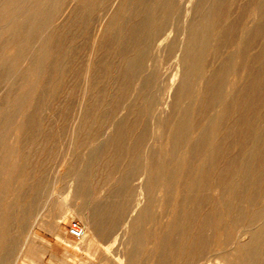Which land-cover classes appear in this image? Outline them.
<instances>
[{
	"label": "rangeland",
	"instance_id": "obj_1",
	"mask_svg": "<svg viewBox=\"0 0 264 264\" xmlns=\"http://www.w3.org/2000/svg\"><path fill=\"white\" fill-rule=\"evenodd\" d=\"M40 1L24 0L0 14V264H156L157 243L173 239L175 214L198 216L197 228L204 212L215 220L205 231L211 244L192 264H264V182L257 180L264 176V71L258 69L264 67V0H52L48 9L56 12L41 28L35 23L41 14L29 9ZM221 11L227 14L217 23ZM204 34L209 40L202 46ZM221 37L228 43L220 44ZM213 80H222L218 100L204 109L202 92ZM183 114L190 129L181 137ZM238 117L243 125L235 133ZM234 133L242 143L252 134L256 143L250 136L248 146L240 144ZM200 137L207 141L196 154ZM217 144L228 151L215 150ZM226 160L233 161L232 174ZM205 174L214 177L212 185L203 184ZM252 188L257 196L248 203ZM101 207L121 209L106 238L88 221ZM73 220L85 240L69 235ZM182 232L174 246L190 248L198 232ZM169 256L167 263L179 264Z\"/></svg>",
	"mask_w": 264,
	"mask_h": 264
},
{
	"label": "bare ground",
	"instance_id": "obj_2",
	"mask_svg": "<svg viewBox=\"0 0 264 264\" xmlns=\"http://www.w3.org/2000/svg\"><path fill=\"white\" fill-rule=\"evenodd\" d=\"M35 1V0H34ZM51 1L52 0H41L40 2H38L37 3V5L36 6H34V7H32V8H29L30 10L32 9V11L33 10H35L36 11V13L38 12L39 13V15H40V18H37V20H35V23L36 22H38L39 24H40V28H41V26H42V23L44 22V21H46V19H51L52 17H50V16H52L53 15V13H55L56 12V10L54 11H51V10H49L48 8L49 7H51L52 5H50L49 6V4L51 3ZM54 1V0H53ZM57 1H59V0H57ZM63 1V0H62ZM93 1V0H92ZM171 1V0H170ZM24 2V0H4V2H3V4L0 6V14L2 15V14H5V13H10V12H13L14 11V8H16L17 7V4H20V3H23ZM61 2V1H60ZM81 2V1H80ZM53 3V2H52ZM62 4V3H61ZM167 4V3H166ZM260 4V3H259ZM64 5V4H63ZM122 5V4H121ZM23 6V5H22ZM164 6V5H163ZM169 6V5H168ZM58 8V7H57ZM166 8V7H165ZM260 8V7H259ZM53 9V8H52ZM261 9V8H260ZM28 11V10H27ZM68 11V10H67ZM86 12V11H85ZM88 13V12H87ZM173 13V12H172ZM226 13V12H225ZM225 13H224V11H221V12H219L218 13V15H217V17H216V19L215 20H217V23H219V21H221V19H222V17L225 15ZM227 14V13H226ZM261 14V13H260ZM38 15V16H39ZM55 16V15H54ZM164 17V16H163ZM225 17V16H224ZM261 17V16H260ZM49 19V20H50ZM258 19V18H257ZM31 20V19H30ZM48 20V21H49ZM100 20V19H99ZM222 20H224V18L222 19ZM227 20V19H226ZM26 21V20H25ZM28 21H29V18H28ZM27 21V22H28ZM67 21V20H66ZM32 22V21H31ZM230 22V21H229ZM34 23V24H35ZM45 23V22H44ZM47 23V22H46ZM45 23V24H46ZM216 23V24H217ZM234 24V22H232L231 21V24ZM38 24V25H39ZM48 24V23H47ZM46 24V25H47ZM57 24V23H56ZM260 24V23H259ZM44 26V25H43ZM231 26V25H230ZM145 27V26H144ZM161 27V26H160ZM159 27V28H160ZM223 27V26H222ZM232 27H235V24L234 25H232ZM236 28V27H235ZM260 28V27H259ZM258 28V29H259ZM43 29V28H42ZM45 29V28H44ZM57 29V28H56ZM107 29V28H106ZM162 29V28H161ZM231 29V28H230ZM257 29V28H256ZM263 29V28H262ZM261 28L259 29V30H262ZM219 30V29H218ZM228 30V29H227ZM232 30L234 31V29L232 28ZM264 30V29H263ZM138 31V30H137ZM145 31V30H144ZM220 31V30H219ZM223 31H225V30H223ZM222 31V32H223ZM232 31V32H233ZM140 32H142V31H140ZM221 32V33H222ZM228 32H231V31H229L228 30ZM227 32V33H228ZM258 32V31H257ZM263 32L264 31H261V33L263 34ZM226 34V33H225ZM224 34V35H225ZM233 34H234V32H233ZM208 35V34H207ZM207 35L206 34H204V37L202 38V41H201V44H202V46H205V44L208 42V40H209V37H207ZM220 35V34H219ZM259 35H261L260 33H259ZM255 36V38H256V36H257V38H258V35H254ZM253 36V37H254ZM263 36H264V34H263ZM262 36V37H263ZM222 37H223V35H222ZM221 37V43L220 44H224L226 41H227V38H229V40H230V38L231 37H227V38H225L226 39V41H222V38ZM260 37V36H259ZM146 38V37H145ZM144 38V39H145ZM236 38V37H235ZM225 39H223V40H225ZM233 39V38H232ZM231 39V40H232ZM253 40V39H252ZM248 42V41H247ZM19 43V42H18ZM55 43V42H54ZM226 43H228V41L226 42ZM229 43H230V41H229ZM56 44V43H55ZM125 44V43H124ZM21 45V44H20ZM245 45V44H244ZM249 45V44H248ZM22 46V45H21ZM121 46V45H120ZM246 46V45H245ZM249 47V46H248ZM205 48V47H204ZM227 48V47H226ZM230 50V49H229ZM262 50H263V48H262ZM13 51V50H12ZM5 52V51H4ZM8 52V51H7ZM139 52V51H138ZM143 52V51H142ZM224 52V51H223ZM241 53H243V52H241ZM20 54V53H19ZM134 54V53H133ZM5 55V54H4ZM10 55V54H9ZM138 56H139V53H138ZM17 58V57H16ZM219 58H220V55H219ZM74 59V58H73ZM240 59V58H239ZM139 60H140V58H139ZM198 61V60H197ZM225 61V60H224ZM223 61V62H224ZM196 63V62H195ZM257 63V62H256ZM193 64L194 63H192V67H193ZM191 65V64H190ZM189 65V66H190ZM195 65H197L198 66V64H195ZM221 65V64H220ZM257 65V64H256ZM196 66V67H197ZM138 67V66H137ZM200 67V66H199ZM24 68V67H23ZM88 68V67H87ZM133 68H135V67H133ZM195 68V67H194ZM198 68V67H197ZM37 69H39V68H37ZM199 70H200V68H198ZM259 70L260 69H263L262 71H264V67L263 68H258ZM37 71V70H36ZM200 72V71H199ZM256 72V71H255ZM254 72V73H255ZM260 72H261V70H260ZM259 71L257 72V73H260ZM42 73V72H41ZM196 73V72H195ZM198 73V72H197ZM249 73V72H248ZM263 73V72H262ZM124 74V73H123ZM250 74H252V73H250ZM249 74V75H250ZM92 75H94V73L92 74ZM219 75V74H218ZM252 76V75H251ZM253 76H255V80H256V75L254 74ZM252 76V78L254 79V77ZM259 76H261V75H259ZM263 76V75H262ZM264 77V76H263ZM258 78V77H257ZM259 78H261L262 79V77H259ZM221 79V78H220ZM249 79V78H248ZM261 79H259V80H261ZM128 80H129V78H128ZM233 80V79H232ZM123 81V80H122ZM134 81V80H133ZM212 81V80H211ZM126 82V81H125ZM188 86H189V84H187ZM221 85H222V80H216L215 82H214V80H213V82H212V84H211V86L210 85H208L209 87H210V90H206L205 91V93H204V91L202 92V98L204 97L205 98V101H204V103L202 104L203 105V107H205L204 109H207V108H209L211 105H213V104H211V103H214V102H217V101H215V100H218V92H217V90L219 89L220 90V88H221ZM251 85V84H250ZM207 86V85H206ZM206 86H205V88H206ZM124 87V86H123ZM192 87V86H191ZM244 87V86H243ZM242 87V89H244ZM247 87V86H246ZM245 87V88H246ZM258 87H261V85L260 86H258ZM190 87H184V89L182 90L183 91V93H185V97L187 96L186 95V93L190 90L191 91V89H189ZM208 88V87H207ZM262 88V87H261ZM209 89V88H208ZM223 89V88H222ZM230 89V88H229ZM248 89V88H247ZM246 89V91H249V90H247ZM250 89V88H249ZM259 89V88H258ZM258 89H256L257 90V92H258ZM238 90V89H237ZM251 90V89H250ZM194 90L192 89V92H193ZM240 91H241V88H240ZM244 91H245V89H244ZM252 91H253V88H252ZM260 91V90H259ZM195 92V91H194ZM199 92V91H198ZM201 92V91H200ZM233 92H235V91H233ZM250 92V91H249ZM261 92H262V90H261ZM124 93V92H123ZM122 93V94H123ZM191 93V92H190ZM241 93H243V92H241ZM255 93L256 92H254V94L253 95H255ZM125 94V93H124ZM188 94H189V92H188ZM192 94V93H191ZM190 94V95H191ZM199 95H201V94H199ZM251 95H252V93H251ZM259 95V94H258ZM257 95V96H258ZM240 96H243V94L242 95H240ZM259 96H261V95H259ZM184 97V98H185ZM188 97V96H187ZM252 97H254V96H252ZM116 98H117V94H116ZM237 98H240L239 97V95H238V97ZM257 98V97H256ZM112 99V98H111ZM261 99V98H260ZM238 100V99H237ZM236 99H235V101H237ZM239 100H242V98L241 99H239ZM243 100H246L245 101V103L246 102H249V101H247V99L245 98V99H243ZM255 100V99H254ZM220 101V100H219ZM258 101V100H257ZM177 102H179V101H177ZM240 102V101H239ZM243 102V101H242ZM242 102H240V103H242ZM259 102V101H258ZM258 102H256V103H258ZM261 102V101H260ZM98 104V103H97ZM111 104H112V102H111ZM116 104V103H115ZM215 104V103H214ZM218 104V103H217ZM236 104H238V103H236ZM250 104V103H249ZM263 104V103H262ZM201 105V104H200ZM232 105V104H231ZM261 104H259V106H260ZM264 105V104H263ZM51 106V105H50ZM115 106V105H114ZM145 106V105H144ZM198 106V105H197ZM230 106V105H229ZM233 106V105H232ZM235 106H237V105H235ZM238 106H239V104H238ZM117 107V106H116ZM142 107V106H141ZM140 107V108H141ZM253 107V106H252ZM252 107H251V109H252ZM145 108V107H144ZM231 108L232 107H230V109H228L229 111L231 110ZM240 108H241V106H240ZM243 108V107H242ZM104 109V108H103ZM113 109V108H112ZM142 109V108H141ZM237 109V108H236ZM199 110H200V108L198 109V112H199ZM224 110V109H223ZM222 110V111H223ZM239 112H240V110H239V108L237 109ZM253 111H254V109H252ZM105 111H106V109H105ZM185 111V110H184ZM188 111V110H187ZM186 111V112H187ZM206 111V110H205ZM214 111V110H213ZM227 111V110H226ZM66 112V111H65ZM104 112V111H103ZM141 112V111H140ZM201 112H203V110L201 109ZM218 112V111H217ZM254 112H256V111H254ZM254 112H252L253 114H254ZM98 113V112H97ZM206 113V112H205ZM204 113V114H205ZM223 113H225V111H223ZM227 113V112H226ZM243 113V112H242ZM244 113H246V112H244ZM251 113V112H250ZM250 113H248V114H250ZM256 113H258V111L256 112ZM187 114V113H186ZM204 114H203V116H199V117H204ZM221 114V113H220ZM247 114V115H248ZM188 115V114H187ZM202 115V114H201ZM227 115V114H226ZM225 115V116H226ZM258 115H260V117H262L263 116V112L262 113H258ZM249 117H250V115H248ZM248 116H246V117H248ZM257 116V115H256ZM256 116H255V118H256ZM218 117V116H217ZM230 117V116H229ZM245 117V118H246ZM112 118V117H111ZM181 118V117H180ZM231 118V117H230ZM244 118V119H245ZM258 118V117H257ZM256 118V119H257ZM113 119V118H112ZM182 119H184L185 121H188L187 122V124L185 123V125L183 126V128H182V130H181V137H182V135L183 136H185L188 132H189V129H190V126H189V120H188V117L187 116H185V114H183L182 115ZM206 119V118H205ZM237 120L239 119V117L238 118H236ZM247 119V118H246ZM250 119H252V120H254L253 118H251L250 117ZM249 119V120H250ZM255 119V120H256ZM217 120V119H216ZM234 121V123L232 124V129L231 130H233L234 132L238 129V128H240V127H238V125H239V123H241L242 121H240L239 122V120L238 121ZM185 121H183V122H185ZM207 121V120H206ZM137 122V121H136ZM182 122V121H181ZM203 122V121H202ZM224 122H225V120H224ZM253 122V121H252ZM264 122V121H263ZM223 123V122H222ZM33 124V123H32ZM182 124H184V123H182ZM224 124H227V122H225ZM242 124V123H241ZM261 123L259 122V125H260ZM214 124H213V122H212V126H213ZM216 125V124H215ZM222 125L223 124H221V125H217L218 127L219 126H221L222 127ZM243 125V124H242ZM241 125V126H242ZM216 126V127H217ZM165 127V126H164ZM27 128V127H26ZM131 129V128H130ZM218 129V128H217ZM230 129V128H229ZM241 129V128H240ZM244 129H247V128H244ZM214 130V129H213ZM219 130V129H218ZM249 130V131H248ZM247 130V132H250L251 131V128H249ZM259 130H261L262 131V133L264 132V123L262 124V125H260V127H259ZM259 130H257L258 132H259ZM180 131V130H179ZM253 131V130H252ZM256 131V132H257ZM145 132V131H144ZM191 132V131H190ZM230 133H233V132H231V131H229ZM228 132V133H229ZM241 132H243L244 133V131L243 130H240V133ZM246 132V131H245ZM256 132H254L255 134H257ZM227 133V134H228ZM236 133V132H235ZM234 133V134H235ZM260 133V132H259ZM258 133V134H259ZM176 134H177V131H176ZM180 134V133H179ZM178 134V135H179ZM225 134V133H224ZM224 134H223V136H224ZM227 134H226V136H227ZM234 134H232V135H234ZM242 134V133H241ZM188 135V134H187ZM236 135L238 136V133L237 134H235V136H233V137H236ZM199 136V135H198ZM216 136V135H215ZM241 136V135H240ZM244 136V135H243ZM245 136H246V133H245ZM247 136H249V138H250V136H251V138L253 137L252 136V134L250 135V134H247ZM247 136L244 138L245 140H246V138H247ZM167 137H168V135H167ZM174 137V136H173ZM175 137H177L176 135H175ZM174 137V138H175ZM181 137H180V139H181ZM225 137V136H224ZM230 137L232 138V136L230 135ZM239 137V136H238ZM262 137V136H261ZM188 138V137H187ZM239 138H241V137H239ZM248 138V141H249V143H250V141H252V139L254 140V141H252V142H254V143H256V141H255V139H256V137H255V139L254 138H252V139H249ZM179 139V138H178ZM206 139V138H205ZM224 139V138H223ZM226 139H227V137H226ZM260 140V138H257V140ZM177 140V139H176ZM197 140V139H196ZM219 140V139H218ZM221 140V139H220ZM237 140H239L240 141V139H237ZM237 140H235L236 142H237ZM169 141V140H168ZM189 141V140H188ZM206 141L207 140H205L204 141V139H202L201 137H200V139H198V141H197V144H196V147L194 146V148L195 149H193V151H195V153H196V151L198 150V148L200 147V145L201 144H203V142H205V144H206ZM209 141V140H208ZM222 141V140H221ZM238 141V142H239ZM248 141L245 143L247 146H248ZM186 142H187V139H186ZM195 141H193V143H194ZM226 142H229L228 140H226ZM232 142H233V140H232ZM243 142V139L241 138V142H240V144H244V143H242ZM139 143V142H138ZM144 143V142H143ZM208 143V142H207ZM212 143H213V141H212ZM55 144V143H54ZM209 144V143H208ZM215 144V143H214ZM218 144H220V143H218ZM214 145V149L215 150H218V149H220L219 151H221V149H222V152H224V150L226 149V148H223V146L222 145ZM170 145V144H169ZM195 145V144H194ZM204 145V144H203ZM237 145V144H236ZM253 145V147H254V144H252ZM118 146V145H117ZM171 146V145H170ZM170 146H169V148H170ZM177 146H179V145H177ZM183 146V145H182ZM182 146H181V149H183L182 148ZM225 146V145H224ZM228 146H230V145H228ZM227 146V147H228ZM232 146V145H231ZM234 146V145H233ZM123 147V146H122ZM173 148H174V146H172ZM185 147V146H184ZM237 147H239L238 145H237ZM249 147H250V145H249ZM140 148V147H139ZM172 148V149H173ZM178 148V147H177ZM203 148H204V146H203ZM207 148V147H206ZM229 148V147H228ZM227 148V149H228ZM239 148H241V147H239ZM205 149V148H204ZM210 149V148H209ZM242 149V148H241ZM246 148H244V150H245ZM257 149H259V148H257ZM132 150V152L134 151L133 150V148L131 149ZM175 150V149H174ZM173 150V151H174ZM178 150V149H177ZM232 150V149H231ZM243 150V151H244ZM170 151V150H169ZM201 151H203V150H201ZM205 151V150H204ZM213 151V150H212ZM226 151H228V150H225V152ZM242 151V152H243ZM246 151V150H245ZM250 151V150H249ZM263 151H264V149H263ZM119 152V151H118ZM137 152V151H136ZM170 152H172V151H170ZM215 152H217V151H215ZM138 153V152H137ZM169 153V152H168ZM194 153V152H193ZM198 153V152H197ZM196 153V154H197ZM199 153H200V151H199ZM213 153H214V151H213ZM263 154H264V152H262ZM171 154H173V153H171ZM212 154V153H211ZM170 155V154H169ZM195 155V154H194ZM206 155V154H205ZM215 154H213V156H214ZM218 155V157L220 158V159H222L220 156L221 155H219V153L217 154ZM216 155V156H217ZM258 155V154H257ZM134 156V155H133ZM136 156V155H135ZM173 156V155H172ZM182 156V155H181ZM187 156V155H186ZM197 155H195V157H196ZM212 156V155H211ZM212 156V157H213ZM222 156H224L223 154H222ZM226 156V155H225ZM141 157V156H140ZM189 157V156H188ZM190 157H193L192 155L190 156ZM189 157V158H190ZM218 157H215V158H218ZM197 158V157H196ZM214 158V157H213ZM225 158V157H224ZM122 159V158H121ZM132 159V158H131ZM134 159V158H133ZM209 159V158H208ZM220 159H215V161L217 162L218 160H220ZM226 159V158H225ZM224 159V160H225ZM196 160V159H195ZM214 160V159H213ZM224 160H221V161H224ZM110 161V160H109ZM151 161V160H150ZM220 161V162H221ZM227 161V160H226ZM260 161V160H259ZM112 162V161H111ZM153 162V161H152ZM160 162V161H159ZM219 162V161H218ZM219 162V163H220ZM235 162H236V160H235ZM264 162V161H263ZM107 163V162H106ZM192 163V162H191ZM223 163V162H222ZM222 163L220 164V165H222ZM226 163V164H225ZM225 163H223V164H225L226 165V167H228L227 168V171H228V169L230 170V173H228V174H232V172H231V169H230V167L232 166V164H233V161H227V162H225ZM244 163V162H243ZM261 163H262V161H261ZM181 164H183V163H181ZM236 164V163H235ZM240 164V163H239ZM41 165V164H40ZM153 165V164H152ZM209 165V164H208ZM216 165L218 166V163H216ZM228 165V166H227ZM244 165V164H243ZM157 166V165H156ZM189 166V168H190V165H188ZM210 166V165H209ZM211 166H212V164H211ZM215 166V165H214ZM217 166H215V167H217ZM223 166V165H222ZM234 166H236V165H234ZM245 166V165H244ZM153 167V166H152ZM158 167V166H157ZM185 167V166H184ZM225 167V166H224ZM247 167V166H246ZM108 168V167H107ZM193 168V167H192ZM213 168V167H212ZM104 170V169H103ZM224 172H226V168H224ZM154 171H156V167H155V169H154ZM183 171H185V172H187L186 171V169L185 170H183ZM208 171H211V170H209L208 169ZM221 171V170H220ZM233 171V170H232ZM243 171V170H242ZM249 171V170H248ZM213 172V171H212ZM222 172V171H221ZM224 172H222L223 174H221V177H222V175H224ZM234 172V171H233ZM105 173V172H104ZM180 173H181V169H180ZM215 173V172H214ZM250 173V172H249ZM28 174V173H27ZM31 174V173H30ZM111 174V172L110 173H108V174H104V175H106L107 177H109V175ZM113 174V173H112ZM216 174V173H215ZM227 174V173H226ZM259 174V173H258ZM13 175V174H12ZM33 175V174H32ZM31 175V176H32ZM206 175V174H205ZM210 175V174H209ZM22 176V175H21ZM28 176V175H27ZM219 176V175H218ZM218 176H216V177H218ZM257 176V175H256ZM261 177V178H263L262 180H260V178H258L257 179V177H256V179L257 180H259V181H261L260 183H262V182H264V176H262V175H258V177ZM113 177V176H112ZM154 176L152 175L151 176V178L152 179H154L153 178ZM209 177H211V175L209 176ZM209 177H207V175H206V178H208V179H205L204 180V182L205 183H203V184H210L212 181H213V178L214 177H211L210 179H211V182H210V179H209ZM226 177H228V176H226ZM29 178H30V176H29ZM197 178V177H196ZM225 180H226V178L225 177H223ZM171 179V178H170ZM169 179V180H170ZM219 180H220V178H218ZM249 179V178H248ZM84 180V179H83ZM110 180V179H109ZM218 180V181H219ZM221 180H223V179H221ZM225 180H223V181H221V182H223V184H225L224 182H225ZM228 180V179H227ZM226 180V181H227ZM256 180V181H257ZM41 181V180H40ZM202 181V180H201ZM216 181V180H215ZM218 181H216L215 183H217ZM23 182V181H22ZM152 182V181H151ZM154 182H156V180L154 181ZM153 182V183H154ZM169 182V181H168ZM220 182V181H219ZM240 182V181H239ZM258 182V181H257ZM85 183V182H84ZM165 183V182H164ZM194 183V182H193ZM213 183H214V181H213ZM246 183V182H245ZM123 184V183H122ZM129 184V183H128ZM201 184V183H200ZM211 185H212V183H211ZM219 185H221L220 183H219ZM227 185V182H226V184L225 185H223V186H226ZM231 185V184H230ZM187 186H189V184L187 185ZM198 186H199V184H198ZM216 186H218V185H216ZM216 186H214V190H216L217 188H216ZM228 186V185H227ZM258 186V188H259V186H261V185H257ZM230 187V186H229ZM36 188V187H35ZM125 188H126V186H125ZM201 188H202V185H201ZM211 188H213V186H211ZM216 188V189H215ZM220 188H221V186H220ZM203 190H205L204 188H202ZM221 189H224V188H221ZM232 189V188H231ZM234 189V188H233ZM232 189V190H233ZM97 190V189H96ZM171 190H172V188H171ZM185 190V189H184ZM188 190V189H187ZM217 190H219V186H218V189ZM216 190V191H217ZM225 191L227 190V189H224ZM231 190V191H232ZM170 191V190H169ZM173 191V190H172ZM186 191V190H185ZM190 191V190H189ZM213 191V190H212ZM220 192H221V190H219ZM223 191V190H222ZM225 191H223V193H227V192H225ZM229 192H231L230 191V188H229V190H228ZM192 192V191H191ZM79 193V192H78ZM82 193V192H81ZM217 193V192H216ZM232 194H233V192H231ZM240 193V192H239ZM259 193V191L257 192V194ZM264 194V193H263ZM113 195V194H112ZM221 195V194H220ZM255 195H256V192H255V189L254 188H252L251 189V191L249 190V192L247 193V196H248V200L249 201H247L248 203H254L255 201ZM259 195V194H258ZM261 195V194H260ZM209 196V195H208ZM232 196V195H231ZM234 196V195H233ZM246 196V195H245ZM257 196V195H256ZM263 196V195H262ZM210 197V196H209ZM234 197H236V196H234ZM238 197V196H237ZM17 198V197H16ZM199 198V197H198ZM197 198V199H198ZM205 198V197H204ZM261 198H263V197H261ZM206 199V198H205ZM211 199V198H210ZM264 199V198H263ZM207 200V199H206ZM208 201H209V199H208ZM228 201V200H227ZM226 201V202H227ZM230 201H231V199H230ZM264 201V200H263ZM188 202H190V201H188ZM194 202V201H193ZM224 202V201H223ZM226 202H224L225 204L224 205H226L227 203ZM239 202H242V200L240 199V201ZM244 202V201H243ZM246 202V201H245ZM257 202V201H256ZM171 203V202H170ZM236 203H238V202H236ZM260 203V202H259ZM128 204V203H127ZM172 204V203H171ZM191 204V203H190ZM242 204V203H241ZM244 204V203H243ZM245 204H247V203H245ZM256 204H258V203H256ZM255 204V205H256ZM114 205V204H113ZM121 204H119V206H120ZM136 205V204H135ZM196 205V204H195ZM248 205V204H247ZM174 206V205H173ZM212 206V205H211ZM231 206H233L232 204H231ZM238 206V205H237ZM259 206V205H258ZM138 207V206H137ZM165 207V206H164ZM226 207V206H225ZM228 207H230V206H228ZM236 207V206H235ZM126 208H127V206H126ZM172 208V207H171ZM180 208V207H179ZM191 208V207H190ZM190 208H189V212H190ZM196 208V207H195ZM207 208V207H206ZM214 208V207H213ZM217 208V207H216ZM231 208V207H230ZM233 208H234V206H233ZM232 208V209H233ZM238 208H239V206H238ZM249 208V207H248ZM252 208V207H251ZM253 208H255V207H253ZM253 208L251 209V211L253 210ZM111 209V208H110ZM120 208L118 207V209L116 210V208L115 209H111V210H109V209H106V208H99V210H97V213H96V215H91V217H90V219L88 220L89 221V224H91L92 225V228H91V230L93 229V232L95 233V235L96 236H102V237H105V236H108V235H110L111 233H112V231H115V222H116V220H117V217H118V212L117 211H120L119 210ZM169 209V208H168ZM183 209V208H182ZM192 209V208H191ZM231 209V210H232ZM241 209H243V208H241ZM241 209H239V210H241ZM256 209V208H255ZM261 209V208H260ZM8 210L10 211V209L8 208ZM126 210V209H125ZM178 210V209H177ZM193 210V209H192ZM206 210H208V209H206ZM226 210V209H225ZM257 210V209H256ZM144 211V210H143ZM196 211H198V210H195L194 212H196ZM210 211V210H209ZM234 211V210H233ZM245 211V210H244ZM248 211V210H247ZM254 211V210H253ZM174 212V211H173ZM213 212H214V209H213ZM215 212H217L216 210H215ZM214 212V213H215ZM227 212V211H226ZM242 212V211H241ZM120 213V212H119ZM191 213V212H190ZM203 212H201V214H202ZM205 213V212H204ZM204 213H203V215H201L200 213H199V216H200V218L202 219L203 218V216H204V219H202L203 221V223L201 224V226H199V227H197V228H194V227H192V225L193 226H195L196 224H198V223H201V221L200 222H198V223H195L196 222V220H197V217L196 218H193L192 216H189L188 215V218L185 220V216H184V219L182 218L183 216H182V214L180 213L179 214V217H177L176 216V214H175V217H176V220L175 219H173L172 221H171V223L172 224H174V227H173V231H174V233L172 232H170L171 234H172V236H173V239L171 240V241H168V240H165L166 241V243L167 242H169L168 243V248H167V250H166V244H165V241L163 242V243H160L161 241H159L158 239L159 238H157V240L159 241V243H157V245H156V251H157V254H156V257H155V263L156 264H165V263H167V261H168V259L167 258H169V260L171 261L172 259H170V257L171 256H169V253L171 254H173V256L175 257V258H177L179 261L177 262V263H179V264H192V263H196V262H199L201 259H203L204 258V256H205V252H207L208 250H207V248L209 247L210 248V246H208V245H210L209 244V240H208V238H206L207 236H205V231L206 230H210L211 231V227L213 226V222L215 221V220H213V222L211 221V219H210V217L211 216H213V214L211 215V213H210V217L209 216H207V215H209V213H208V211L206 212V213H208V214H205L204 215ZM232 213V212H231ZM231 213L229 214V217H230V215H231ZM244 213V212H243ZM242 213V215L244 216V214ZM248 213V212H247ZM254 213V212H253ZM5 214V213H4ZM178 214V213H177ZM192 214V213H191ZM235 214H237V213H235ZM239 214V213H238ZM262 214V213H261ZM163 215V214H162ZM180 215L182 216V217H180ZM241 215V214H240ZM239 215V216H240ZM250 215H251V212H250ZM235 215L233 214V217H234ZM245 216H247V215H245ZM260 216V211H258V212H256L255 214H254V218H257V217H259ZM237 217V216H236ZM235 217V218H236ZM249 217V216H248ZM247 217V218H248ZM119 218V217H118ZM199 218V219H200ZM230 218H232V217H230ZM244 218V217H243ZM7 219V218H6ZM200 219V220H201ZM215 219V218H214ZM218 219H219V217H218ZM217 219V220H218ZM239 219H240V217H239ZM249 219H251V217L249 218ZM8 220V219H7ZM121 220H122V218H121ZM141 220V219H140ZM174 220H175V223H174ZM183 220H185V222H183ZM194 220V221H193ZM216 220V221H217ZM233 220V219H232ZM235 220V219H234ZM237 220V219H236ZM235 220V221H236ZM168 221V220H167ZM186 221H188V224H187V222ZM198 221V220H197ZM220 221V220H219ZM221 221H222V219H221ZM220 221V222H221ZM238 221V220H237ZM236 221V222H237ZM240 221V220H239ZM241 221H242V218H241ZM219 222V223H220ZM246 222V221H245ZM116 223H118V222H116ZM184 223H186V224H184ZM193 223H195V225L193 224ZM234 223V222H233ZM151 224V223H150ZM182 224H184L185 226H186V228H185V226L183 227V228H185V229H183V232L181 231L182 230ZM228 225H229V223H227ZM226 224V225H227ZM117 225V224H116ZM222 225V224H221ZM236 225V224H235ZM166 226V225H165ZM171 226V225H170ZM219 226V225H218ZM217 226V227H218ZM225 226V225H224ZM232 226V225H231ZM230 226V227H231ZM2 227V226H1ZM167 227V226H166ZM172 227V226H171ZM217 227H214L215 229L214 230H216L217 231ZM226 227V226H225ZM230 227H229V229H230ZM127 228V227H126ZM117 229V228H116ZM154 229V228H153ZM171 229V228H170ZM170 229H166L167 231H169ZM179 229H180V231L182 232V233H186V232H188V233H190V234H192L191 233V231H193V229H195V230H197V232H198V235H196L197 237H195V240L193 241V242H195L194 244H193V246H191L190 248L188 247L190 244L189 243H187V247H185L186 246V244L184 245L183 243V245H184V247L183 246H180V248H179V242H180V240H182V239H180L179 240V242H178V244L179 245H175L174 246V244H176L177 242H176V240L178 239L177 238V235L175 236L177 239L176 240H174V235H175V233L176 232H178L179 233V235H180V233L181 232H179ZM224 229V228H223ZM163 230V229H162ZM165 230V231H166ZM214 230H212V232L214 231ZM1 231V230H0ZM171 231V230H170ZM235 231V230H234ZM163 232V231H162ZM196 232V231H195ZM215 232V231H214ZM165 233V232H164ZM168 232H166V234H167ZM170 233H168V234H170ZM208 233V232H207ZM141 234V233H140ZM187 234V233H186ZM190 234H187V236L188 235H190ZM196 234V233H195ZM165 235V234H164ZM164 235H161V237L163 236V237H165ZM184 235V234H183ZM193 236H194V233L192 234ZM156 235H154V237H155ZM168 236L169 235H167V238L166 239H168ZM184 236H186V235H184ZM187 236H186V238H187ZM226 236V235H225ZM158 237H159V235H158ZM162 237V238H163ZM85 238L86 237H84V238H82L81 240H85ZM95 238V237H94ZM106 238V237H105ZM149 238H150V236H149ZM156 238V237H155ZM162 238H161V240H162ZM180 238H181V236H180ZM209 238H210V236H209ZM238 238V237H237ZM151 239V238H150ZM190 239H191V237H190ZM189 239V240H190ZM193 239H194V237H193ZM232 239V238H231ZM230 239V240H231ZM184 240V239H183ZM188 240V241H189ZM224 240V239H223ZM238 240V239H237ZM2 241V240H1ZM154 241V240H153ZM150 242V241H149ZM171 242V243H170ZM174 242H176V243H174ZM186 242V241H185ZM190 242V241H189ZM211 242V241H210ZM154 243V242H153ZM189 244V245H188ZM220 244V243H219ZM263 244V243H262ZM152 245V244H151ZM165 245V246H164ZM192 245V244H191ZM213 247V246H212ZM227 247V246H226ZM176 248H179V249H177V251L175 250ZM258 249V248H257ZM262 249V248H261ZM155 251V250H154ZM153 251V252H154ZM141 252V251H140ZM249 252V251H248ZM144 253V252H143ZM250 253V252H249ZM252 253V252H251ZM3 254V253H2ZM152 254V253H151ZM237 255L239 254L238 252L236 253ZM235 254V257L236 258H238V256ZM241 255H242V253H240ZM245 254V253H244ZM169 257H168V256ZM251 255V254H250ZM130 256H131V254H130ZM148 256V255H147ZM152 256H153V254H152ZM252 256V255H251ZM165 257H167V258H165ZM173 257V258H174ZM245 257V256H244ZM250 257V256H249ZM142 258V257H141ZM252 258V257H251ZM255 258V257H254ZM256 258H258L257 256H256ZM166 259H167V261H166ZM239 259V258H238ZM248 259V258H247ZM175 260V259H174ZM264 260V259H263ZM1 261V260H0ZM153 261V260H152ZM166 261V262H165ZM175 261H177V260H175ZM238 261H240V260H238ZM252 261H253V259H252ZM172 262H173V260H172ZM171 262V263H172ZM254 263V262H253ZM259 263V262H258ZM258 263H256V264H258ZM261 263H262V261H261ZM152 264V263H151ZM167 264H170V263H167Z\"/></svg>",
	"mask_w": 264,
	"mask_h": 264
},
{
	"label": "built area",
	"instance_id": "obj_3",
	"mask_svg": "<svg viewBox=\"0 0 264 264\" xmlns=\"http://www.w3.org/2000/svg\"><path fill=\"white\" fill-rule=\"evenodd\" d=\"M68 233L73 239L80 241L85 236V229L79 221L73 220L70 223Z\"/></svg>",
	"mask_w": 264,
	"mask_h": 264
}]
</instances>
